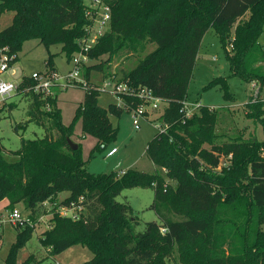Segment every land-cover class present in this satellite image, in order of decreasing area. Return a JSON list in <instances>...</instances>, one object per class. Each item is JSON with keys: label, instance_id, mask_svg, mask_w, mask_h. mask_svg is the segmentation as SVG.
<instances>
[{"label": "trees", "instance_id": "16d2710c", "mask_svg": "<svg viewBox=\"0 0 264 264\" xmlns=\"http://www.w3.org/2000/svg\"><path fill=\"white\" fill-rule=\"evenodd\" d=\"M109 5V28L88 53L92 63L82 67L87 89L74 119H81L82 132L95 136L103 149L118 130L109 115L120 117L126 108L98 104L92 73L151 91L166 102L162 119L169 123L146 147L156 170L89 173L80 146L72 150L67 143L71 126L61 121L59 88L35 92V81L24 76L17 94L28 96L29 121L45 131L42 138L22 139L10 159L0 144V202H8L7 210L21 205L33 220L49 215L41 245L51 255L73 245L86 247L92 257L81 264H161L174 250L182 264H264V0H110ZM86 7L83 0H0V14L13 13L11 23L0 30V47L8 46L16 63L22 44L36 39L47 49L60 45L70 61L90 23ZM209 28L225 48L229 73L214 77L208 87L218 86L226 100H233L231 78L256 82L257 95L246 103L245 118L262 127V140L250 135L218 141L216 108L201 104L190 118L181 113ZM149 44L154 49L121 78L108 71L114 58L141 54ZM50 61L51 55L46 68L54 71ZM122 99L129 108L142 103ZM13 107L0 106V120L2 111ZM221 159L228 165H221ZM132 188L153 189L150 209L160 223L148 222L136 231L131 206L116 200ZM61 192L68 193L63 200ZM61 207H74L75 218L62 216ZM16 229L12 251L34 231Z\"/></svg>", "mask_w": 264, "mask_h": 264}, {"label": "rangeland", "instance_id": "374dc122", "mask_svg": "<svg viewBox=\"0 0 264 264\" xmlns=\"http://www.w3.org/2000/svg\"><path fill=\"white\" fill-rule=\"evenodd\" d=\"M89 5L90 0H83ZM13 13L4 12L0 14V30L11 23ZM264 43V30L260 37ZM154 44H149L141 54H129L124 57H116L112 61L109 72L116 73L121 78L123 72L134 67L138 59L154 49ZM228 48V46H227ZM51 55V67L54 68L58 77H65L73 68L72 61H68L65 54L61 52L60 45H53L47 49L36 39L26 40L17 53L18 60L13 67L4 73L3 79L18 83L22 77H32L34 74L42 75L51 69L46 68L45 61ZM213 57H216L213 59ZM105 59V57H103ZM92 63L89 61L87 64ZM53 72V71H52ZM229 73L228 61L225 48L222 45L219 35L214 28L205 32L195 61V66L187 89V100L190 102L199 101L200 104L208 107H215L218 111L217 132L221 135L218 141L235 139L238 136L248 137L252 135L257 140H262L263 131L259 124H254L245 118L246 103L255 96L250 83L239 78L229 80L233 100H226L223 92L218 86L208 87L214 77L227 76ZM49 75V74H47ZM91 87L98 88L103 85V75L92 73ZM62 88L56 91L57 106L60 109L61 121L65 126H71L70 140L80 146L82 158L86 161V167L92 174H107L112 171L121 174L128 169H137L143 172L153 173L156 167L147 157L145 151L148 142L157 133V125L165 123L162 115L167 107L166 102L160 101L157 107L149 111L148 120L139 118L140 128H134L132 115L123 110L120 117L109 115L110 123L117 127V133L108 145L101 149L97 147V139L91 134L82 132L81 119H74L76 109L84 101L85 91L83 87L70 85L65 87L66 80H59ZM97 96L98 104L107 108L110 103L117 104V97L113 94V83L104 86ZM264 98V89L261 92ZM8 104L14 105L9 110H3L0 120V144L4 153L10 159V152L20 148L22 139H35L44 136V127L34 121H29L28 115L30 101L28 96L15 94L7 100ZM169 125V123H165ZM116 149L113 156H107L112 149ZM221 165L225 166V160L221 159ZM172 183V182H171ZM68 196L67 192H61L58 198L63 200ZM153 189L132 188L121 192L116 200L121 203H128L133 210V217L137 220L136 231H143L148 222L160 223L154 210L150 209L153 202ZM23 215L27 214L22 206H16ZM171 218H178L177 215L167 213ZM6 211H0V264H81L92 257L91 251L81 245H73L57 255H51L48 248L40 243V234L48 229L50 216L43 217L35 226L30 236L12 251L17 241L18 231L5 220ZM264 230V223L262 225ZM161 264H182L178 253L174 250L170 256L161 260Z\"/></svg>", "mask_w": 264, "mask_h": 264}, {"label": "built area", "instance_id": "2783aa9c", "mask_svg": "<svg viewBox=\"0 0 264 264\" xmlns=\"http://www.w3.org/2000/svg\"><path fill=\"white\" fill-rule=\"evenodd\" d=\"M110 0H90L89 5L86 7V14L90 19V23L85 28L84 36L78 41L79 50L72 56L71 61L73 63V68L68 71L65 77H58L55 74V71H47L42 75L34 74L32 79L35 81L34 91L35 92H45L48 91L52 86H56L59 89L62 88V85L59 83V80H66L65 87L70 85L80 86L84 89H87V81L82 76V67L86 65L90 60L88 53L98 42L99 38L109 28V23L111 19V8L109 5ZM229 49L232 48L231 44L228 46ZM264 51V48H263ZM16 55L12 53L8 46L0 47V106L7 103V100L17 94L19 83H14L7 81L2 78L4 73L9 71L13 65ZM216 57H213L215 59ZM49 74V75H47ZM108 81V83H113V94L117 97V104L126 108L128 112L132 115L133 124L135 129L140 128L139 118L144 117L148 120L149 111L146 107L150 106L152 109L157 107V104L162 101L160 98L155 97L151 91L146 89L137 90L132 87H129L125 82ZM108 83H103V85L95 88L99 92L104 91L105 85ZM250 86L255 93V96L258 91V86L256 82H251ZM135 98L142 103L136 105L135 107L129 108L126 106L122 97ZM264 103V98H262ZM201 104L199 101L190 102L187 99L184 100L181 104V113L183 117L190 118L199 110ZM215 108V107H210ZM168 125L163 123L157 125V130L159 132H164L167 129ZM116 153V149H111L107 156H113ZM59 213L62 216H70L75 218L74 207L65 208L61 207ZM49 216V215H45ZM45 216L39 217L37 220H33L27 214L23 215L22 212L14 208L12 210L6 211V216L4 217L7 222H9L15 228L30 227L35 228L37 223ZM1 224V221H0ZM49 227V226H48ZM58 264V263H56Z\"/></svg>", "mask_w": 264, "mask_h": 264}, {"label": "water", "instance_id": "95a60500", "mask_svg": "<svg viewBox=\"0 0 264 264\" xmlns=\"http://www.w3.org/2000/svg\"><path fill=\"white\" fill-rule=\"evenodd\" d=\"M257 95V94H256ZM67 143L69 145V147L72 149V150H76L78 148V145L76 143H73L70 138H67Z\"/></svg>", "mask_w": 264, "mask_h": 264}, {"label": "crops", "instance_id": "0c3cea01", "mask_svg": "<svg viewBox=\"0 0 264 264\" xmlns=\"http://www.w3.org/2000/svg\"><path fill=\"white\" fill-rule=\"evenodd\" d=\"M7 205H8V202L6 201V200H3V201H1L0 202V211L2 210V209H4L5 211H7ZM18 206H21V205H18ZM56 263H58V262H56ZM59 264V263H58Z\"/></svg>", "mask_w": 264, "mask_h": 264}]
</instances>
